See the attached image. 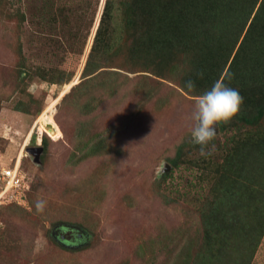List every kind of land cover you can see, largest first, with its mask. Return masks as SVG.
I'll return each mask as SVG.
<instances>
[{
	"label": "rangeland",
	"instance_id": "rangeland-1",
	"mask_svg": "<svg viewBox=\"0 0 264 264\" xmlns=\"http://www.w3.org/2000/svg\"><path fill=\"white\" fill-rule=\"evenodd\" d=\"M99 2L0 0V264H195L200 210L240 180L220 133L207 155L188 138L191 73L90 56ZM247 258L264 264V232Z\"/></svg>",
	"mask_w": 264,
	"mask_h": 264
},
{
	"label": "trees",
	"instance_id": "trees-1",
	"mask_svg": "<svg viewBox=\"0 0 264 264\" xmlns=\"http://www.w3.org/2000/svg\"><path fill=\"white\" fill-rule=\"evenodd\" d=\"M61 2L73 9L89 7V0ZM99 3L95 0L94 13ZM99 12L90 56L123 53L145 64L157 61L161 74L184 69L194 79L195 93L219 78L231 58L223 75H231V87L238 84L243 103L230 121L218 125V133L229 150L226 161L240 180L236 185L226 182L219 202L200 210L202 248L191 260L249 264L247 254L256 249L264 232V201L259 206L256 200L264 199V0H102ZM41 140L45 144L42 136ZM187 149L184 143L178 145L169 158L172 167L183 161L191 151Z\"/></svg>",
	"mask_w": 264,
	"mask_h": 264
},
{
	"label": "clouds",
	"instance_id": "clouds-1",
	"mask_svg": "<svg viewBox=\"0 0 264 264\" xmlns=\"http://www.w3.org/2000/svg\"><path fill=\"white\" fill-rule=\"evenodd\" d=\"M230 80L231 75L227 73L217 78L194 102L188 138L193 144L200 146L201 155H207L205 147L214 140L218 125L230 121L239 112L243 103V96L239 90L227 82ZM183 87L191 92L195 89V82L189 79L184 82ZM183 140L184 137H181L178 143H182ZM46 203V200L38 199L35 202L36 210L42 212Z\"/></svg>",
	"mask_w": 264,
	"mask_h": 264
},
{
	"label": "water",
	"instance_id": "water-1",
	"mask_svg": "<svg viewBox=\"0 0 264 264\" xmlns=\"http://www.w3.org/2000/svg\"><path fill=\"white\" fill-rule=\"evenodd\" d=\"M218 132V127L216 129V133ZM29 151L32 152L36 157H38L40 151H41V147L40 146H34L29 148ZM170 166L168 165L167 168H169Z\"/></svg>",
	"mask_w": 264,
	"mask_h": 264
},
{
	"label": "built area",
	"instance_id": "built-area-1",
	"mask_svg": "<svg viewBox=\"0 0 264 264\" xmlns=\"http://www.w3.org/2000/svg\"><path fill=\"white\" fill-rule=\"evenodd\" d=\"M8 174H9V172H8V171H5V173H4V180H6V177L9 176ZM12 174H13V173H12ZM6 175H7V176H6ZM12 178H13V176H12ZM14 182H16V183L19 182V178L17 179V178L15 177V178L13 179V183H14ZM14 186H16V185H14Z\"/></svg>",
	"mask_w": 264,
	"mask_h": 264
}]
</instances>
